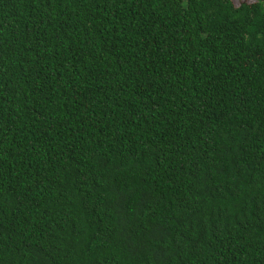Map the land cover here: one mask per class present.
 I'll return each mask as SVG.
<instances>
[{
    "label": "trees",
    "instance_id": "trees-1",
    "mask_svg": "<svg viewBox=\"0 0 264 264\" xmlns=\"http://www.w3.org/2000/svg\"><path fill=\"white\" fill-rule=\"evenodd\" d=\"M0 264H264V0H0Z\"/></svg>",
    "mask_w": 264,
    "mask_h": 264
},
{
    "label": "rangeland",
    "instance_id": "rangeland-1",
    "mask_svg": "<svg viewBox=\"0 0 264 264\" xmlns=\"http://www.w3.org/2000/svg\"><path fill=\"white\" fill-rule=\"evenodd\" d=\"M244 1L253 2L254 0H244ZM234 2H235L237 5L240 4V0H234Z\"/></svg>",
    "mask_w": 264,
    "mask_h": 264
}]
</instances>
